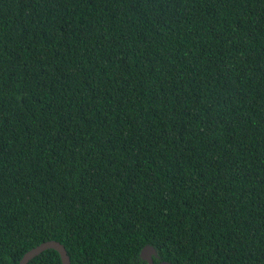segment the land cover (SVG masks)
Returning a JSON list of instances; mask_svg holds the SVG:
<instances>
[{"label": "trees", "instance_id": "1", "mask_svg": "<svg viewBox=\"0 0 264 264\" xmlns=\"http://www.w3.org/2000/svg\"><path fill=\"white\" fill-rule=\"evenodd\" d=\"M47 241L264 264V0H0V264Z\"/></svg>", "mask_w": 264, "mask_h": 264}, {"label": "water", "instance_id": "2", "mask_svg": "<svg viewBox=\"0 0 264 264\" xmlns=\"http://www.w3.org/2000/svg\"><path fill=\"white\" fill-rule=\"evenodd\" d=\"M46 250H55L58 252L61 258L62 264H71L70 257L66 251L64 245L57 241H47L27 251L19 261V264H28L35 257L39 256ZM157 256L156 250L152 246H145L140 254L142 260L148 264H153V257ZM159 264H168L167 262H161Z\"/></svg>", "mask_w": 264, "mask_h": 264}]
</instances>
